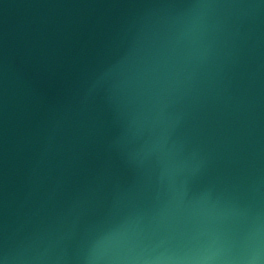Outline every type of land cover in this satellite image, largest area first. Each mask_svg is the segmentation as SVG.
<instances>
[{"label": "water", "instance_id": "water-1", "mask_svg": "<svg viewBox=\"0 0 264 264\" xmlns=\"http://www.w3.org/2000/svg\"><path fill=\"white\" fill-rule=\"evenodd\" d=\"M0 264H264V0H0Z\"/></svg>", "mask_w": 264, "mask_h": 264}]
</instances>
